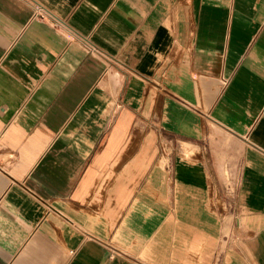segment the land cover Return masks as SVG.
I'll list each match as a JSON object with an SVG mask.
<instances>
[{
	"label": "crops",
	"instance_id": "1",
	"mask_svg": "<svg viewBox=\"0 0 264 264\" xmlns=\"http://www.w3.org/2000/svg\"><path fill=\"white\" fill-rule=\"evenodd\" d=\"M0 264H264V0H0Z\"/></svg>",
	"mask_w": 264,
	"mask_h": 264
},
{
	"label": "rangeland",
	"instance_id": "2",
	"mask_svg": "<svg viewBox=\"0 0 264 264\" xmlns=\"http://www.w3.org/2000/svg\"><path fill=\"white\" fill-rule=\"evenodd\" d=\"M184 155L186 160H192L194 156L192 151ZM226 206L225 202L217 203L218 239L221 243H232L236 246L242 240L241 226L244 219L237 217L231 208Z\"/></svg>",
	"mask_w": 264,
	"mask_h": 264
}]
</instances>
